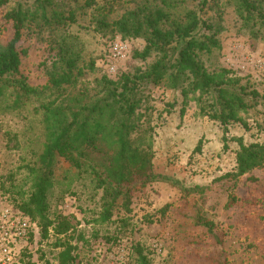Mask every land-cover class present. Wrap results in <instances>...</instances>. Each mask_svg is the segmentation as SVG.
Instances as JSON below:
<instances>
[{"label":"trees","instance_id":"obj_1","mask_svg":"<svg viewBox=\"0 0 264 264\" xmlns=\"http://www.w3.org/2000/svg\"><path fill=\"white\" fill-rule=\"evenodd\" d=\"M122 1L137 3L0 0V112L20 111L30 121L37 119L41 135L40 152H34L32 163L24 165L29 189L14 185L12 193L19 197L14 199L20 211L34 224L28 240L33 238L35 227L44 236L51 229L59 236V264H75L76 260V245L66 238L73 226L67 219L50 216L49 192L60 159L80 172H89L95 187L102 190V223L111 220L118 208L129 210L136 186L156 180L182 187L185 195L225 186V209L229 210L241 201L236 189L243 177L264 169V137L246 141L242 135L229 136L235 123L246 130L251 128L241 112L256 107L264 101V95L229 69L209 71L202 59L221 46L218 36L222 25L205 15L211 1L196 0L190 8L180 6L184 0H159L153 6L142 2L119 19L108 21ZM231 1L246 23L264 28V0ZM85 7L94 8L101 28L111 26L123 38L145 35V46L134 57L147 60L154 56L155 60L146 69L122 73L117 80L104 75L93 86L80 65L81 42L68 31ZM8 32L11 35L5 41ZM29 37L46 45L48 56L39 63L44 72L42 81L30 79L23 67L29 55V46L25 45ZM88 67L94 69L95 60ZM158 87L179 91L184 98L196 95L200 113L222 126V151L229 150L231 141L236 143L233 166L219 170L210 183L193 180L191 185L155 170L154 126L150 121L154 107L150 103ZM180 111L183 114L185 107ZM257 127L264 132V122ZM202 147L201 138L194 151L201 152ZM254 202L261 205L258 217L264 222V198ZM200 221L213 230L212 221ZM131 255L132 264H152L140 244L132 247Z\"/></svg>","mask_w":264,"mask_h":264},{"label":"rangeland","instance_id":"obj_2","mask_svg":"<svg viewBox=\"0 0 264 264\" xmlns=\"http://www.w3.org/2000/svg\"><path fill=\"white\" fill-rule=\"evenodd\" d=\"M84 1L81 0L83 4ZM95 1L97 5L104 2ZM210 1L205 15L223 28L218 36L220 48L202 57L206 67L211 72L229 69L264 95V28L246 23L231 0ZM136 2L122 1L108 21L119 19L138 3L153 6L160 1ZM196 3L184 0L180 6L190 8ZM68 31L81 42L80 65L85 67L93 86L104 75L117 80L122 73L146 69L155 60L154 56L147 60L134 57L136 51L143 50L145 35L123 38L111 26L101 28L93 7L80 11ZM10 35L8 32L3 39L6 41ZM118 44L122 48H117ZM25 45L29 46L23 63L25 72L35 82L44 80L39 63L48 56L46 45L35 37H29ZM92 60L94 69L88 67ZM150 104L154 107L150 121L154 126L157 173L193 185L194 181L210 183L219 170L233 166L236 143L231 141L229 150L222 151V126L200 113L196 95L184 98L179 91L158 87ZM241 116L251 128L246 130L235 123L230 126L229 136L242 135L246 141L264 137L257 127V123L264 122L263 100L242 111ZM40 138L37 119L30 121L20 111L0 112L1 207L20 210L14 199L18 195L12 190L14 185L29 189V173L24 165L32 163L34 152H40ZM201 138L202 151L195 152ZM248 175L252 179H246ZM136 187L129 210L118 208L111 220L102 223L99 217L103 193L95 187L90 173L80 172L62 159L57 162L49 192L50 216L67 219L73 226L66 238L76 245L75 264H132L131 252L136 244L149 253L152 264H264V222L258 217L262 209L254 202L264 198V169H255L243 177L236 189L241 201L229 210L225 209V186L190 195L166 180ZM204 218L213 222L212 231L200 223ZM34 231L32 239L18 246L14 264H59V236L52 229L48 236L37 227Z\"/></svg>","mask_w":264,"mask_h":264},{"label":"built area","instance_id":"obj_3","mask_svg":"<svg viewBox=\"0 0 264 264\" xmlns=\"http://www.w3.org/2000/svg\"><path fill=\"white\" fill-rule=\"evenodd\" d=\"M117 48H122L119 44ZM34 227L30 217L12 207L0 206V264H14L17 248Z\"/></svg>","mask_w":264,"mask_h":264}]
</instances>
